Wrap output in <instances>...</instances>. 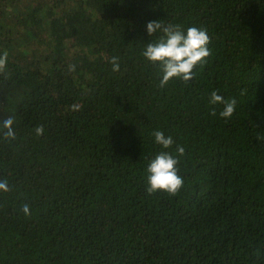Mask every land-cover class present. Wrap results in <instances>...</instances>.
Wrapping results in <instances>:
<instances>
[{
  "label": "trees",
  "instance_id": "1",
  "mask_svg": "<svg viewBox=\"0 0 264 264\" xmlns=\"http://www.w3.org/2000/svg\"><path fill=\"white\" fill-rule=\"evenodd\" d=\"M61 1L0 0V125L12 117L16 133L0 132L11 189L0 192V264H264V0ZM150 21L207 30L211 55L191 81L158 86V64L143 57L161 35H148ZM213 91L237 100L222 123ZM186 113L200 118L181 122ZM127 123L141 135L116 158L131 146ZM157 130L172 153L184 147L183 180L202 177L209 203L148 252L131 243L176 197L146 192L144 165L163 150Z\"/></svg>",
  "mask_w": 264,
  "mask_h": 264
},
{
  "label": "clouds",
  "instance_id": "2",
  "mask_svg": "<svg viewBox=\"0 0 264 264\" xmlns=\"http://www.w3.org/2000/svg\"><path fill=\"white\" fill-rule=\"evenodd\" d=\"M146 29L149 36H153L157 32L161 33L159 39L148 43L143 51V57L146 60L159 66L161 79L158 86L161 88L174 78L181 79L185 83L191 81L194 77V69L198 66L203 67L211 55V50L208 47L210 37L206 29L192 26L185 31L181 25H165L160 21L148 22ZM110 63L113 71H119L118 57L113 56ZM6 64L7 52L0 55V72H3ZM70 70H74V66H71ZM209 103L211 105L222 104L223 108L219 115L228 120L235 111L237 100L235 98L226 100L213 91L210 94ZM215 114V109H213L212 115ZM13 124L14 119L9 117L0 125V132L5 139L14 140L16 138ZM35 131L37 135H41L44 131L43 126L37 127ZM152 136L154 142L162 146V149H169L174 144L172 136H165L163 131H154ZM176 152L178 155L173 156L168 151H160L149 162L146 168L148 174L146 192L148 194L164 191L174 196L180 191L184 181L178 175L177 164L179 157L184 155L185 149L183 146L177 145ZM10 190L8 181L0 180V192H9ZM22 211L25 216L31 214L27 204L23 205Z\"/></svg>",
  "mask_w": 264,
  "mask_h": 264
},
{
  "label": "rangeland",
  "instance_id": "3",
  "mask_svg": "<svg viewBox=\"0 0 264 264\" xmlns=\"http://www.w3.org/2000/svg\"><path fill=\"white\" fill-rule=\"evenodd\" d=\"M63 7H66L67 9H71L74 6L73 4H71L70 0H62L59 8H63ZM221 12H223V10ZM263 26H264V21L260 25L261 29L263 28ZM259 54L261 60L262 59L264 60V49L259 48ZM242 60H243L242 57H240L239 62H241ZM230 85L236 86L235 83H232ZM222 108L223 105L221 107V110ZM256 111L261 115L258 107H256ZM212 117L213 115L210 116V118ZM199 118H200V114L197 115L196 117H189L186 113L185 116L182 118L181 122H185L189 125H192L195 124ZM156 120H158V117H157V113L154 112H152V116L148 117L147 119V121L150 122H155ZM223 120L224 118L220 117L219 122L222 123ZM127 126L129 127V130L132 133L131 146L126 151L119 152L116 158L118 156L123 155L125 152H131L136 145L137 138L141 135V132L138 129L133 128L130 123H127ZM231 134L237 135V131L235 128H233L229 132L228 137ZM228 137H227V146H229ZM229 147H231V144ZM162 151H168L173 156L178 155L176 151L172 153L171 151H169V149H163ZM149 162L150 160L144 165L146 184H147V175H148L146 172V168ZM177 168H178V175L181 176L182 178H183L182 174H186V172H188L186 171L184 173L183 171H180L179 162L177 164ZM117 179L118 181L122 180L121 177H117ZM128 179H129V175L126 176L125 180ZM201 179L202 177L194 178V180H188V181L187 178L183 180L184 181L183 186L181 187L180 191L175 195L176 197L173 199L168 198L167 202L162 207V211L158 215H156L153 219L147 221V232L145 238L142 241L132 242L131 248L136 246H145V250L148 252L161 251L160 243L162 241L165 240L166 242H170L171 239L174 236H176L185 225H187L189 222L195 219L196 220L199 219L201 213L203 212L204 207L209 203L207 201L206 196L198 191L199 187L201 186L197 187V183ZM201 185H204V183H201ZM159 192H164V191H159ZM220 192L221 189L219 190V194ZM148 199L146 201H148ZM90 213L95 217L96 221H99L104 216L100 211H97L93 206L90 210Z\"/></svg>",
  "mask_w": 264,
  "mask_h": 264
}]
</instances>
